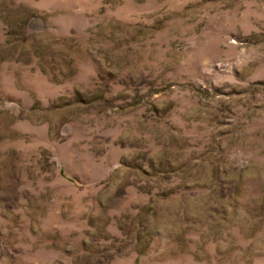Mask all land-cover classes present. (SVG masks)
<instances>
[{"label": "rangeland", "instance_id": "rangeland-1", "mask_svg": "<svg viewBox=\"0 0 264 264\" xmlns=\"http://www.w3.org/2000/svg\"><path fill=\"white\" fill-rule=\"evenodd\" d=\"M0 264H264V0H0Z\"/></svg>", "mask_w": 264, "mask_h": 264}]
</instances>
